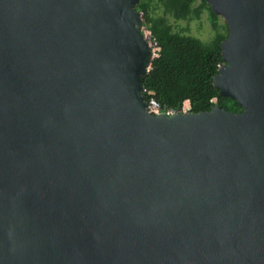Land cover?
Here are the masks:
<instances>
[{
    "label": "water",
    "instance_id": "water-1",
    "mask_svg": "<svg viewBox=\"0 0 264 264\" xmlns=\"http://www.w3.org/2000/svg\"><path fill=\"white\" fill-rule=\"evenodd\" d=\"M204 1L240 112H147L140 0H0V264H264V0Z\"/></svg>",
    "mask_w": 264,
    "mask_h": 264
},
{
    "label": "trees",
    "instance_id": "trees-1",
    "mask_svg": "<svg viewBox=\"0 0 264 264\" xmlns=\"http://www.w3.org/2000/svg\"><path fill=\"white\" fill-rule=\"evenodd\" d=\"M163 9V15L153 16V2ZM140 0L136 7L143 13L144 20L152 35L160 45L159 57L154 59L150 71L141 77L145 100L149 93L165 110L178 112L181 104L188 100L191 111L199 113L209 111L214 106L210 100L217 99L216 105L230 112H240L239 104L219 95L213 86V77L222 64L220 42L228 35L218 31V16L204 1L199 0ZM206 8L215 35L211 42L201 40L173 30L166 15L175 20L198 19Z\"/></svg>",
    "mask_w": 264,
    "mask_h": 264
},
{
    "label": "rangeland",
    "instance_id": "rangeland-1",
    "mask_svg": "<svg viewBox=\"0 0 264 264\" xmlns=\"http://www.w3.org/2000/svg\"><path fill=\"white\" fill-rule=\"evenodd\" d=\"M199 3L200 1L197 0L194 6ZM152 6L153 16L163 15V9L156 1L153 2ZM166 19L174 31L193 36L204 43L211 42L215 35V31L213 30L209 20V11L206 8L203 9L198 19L175 20L170 15H166ZM218 25V31L225 34L227 31V25L221 17H218Z\"/></svg>",
    "mask_w": 264,
    "mask_h": 264
},
{
    "label": "built area",
    "instance_id": "built-area-1",
    "mask_svg": "<svg viewBox=\"0 0 264 264\" xmlns=\"http://www.w3.org/2000/svg\"><path fill=\"white\" fill-rule=\"evenodd\" d=\"M139 13H140V18H141V22H142L141 34H142L144 40H146V42H147V44L151 50V61L153 62L154 59L159 57L160 45L158 44V41L156 40V38L152 35V32L148 26V23L144 20L143 13L142 12H139ZM150 69H151V66L149 67L148 72L150 71ZM210 102L215 106L217 103V99L213 98L210 100ZM146 103H147L146 110L151 115H160L162 113L169 115V114L176 113V111L165 110L163 108V106L160 105L156 101V99L154 98V94L152 92L149 93V97L146 100ZM190 111H191L190 102L188 100H185L181 104V107H180V110L178 111V113H187Z\"/></svg>",
    "mask_w": 264,
    "mask_h": 264
}]
</instances>
